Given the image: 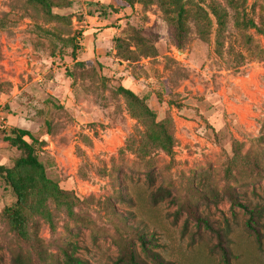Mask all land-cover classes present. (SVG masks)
<instances>
[{
	"label": "rangeland",
	"instance_id": "1",
	"mask_svg": "<svg viewBox=\"0 0 264 264\" xmlns=\"http://www.w3.org/2000/svg\"><path fill=\"white\" fill-rule=\"evenodd\" d=\"M50 1L48 14L0 0V166L21 156L5 134L27 130L62 192L25 211L26 242L0 175V264H64L71 246L90 264L128 249L155 264L141 234L173 264H224L196 214L232 264H264V0H180L182 26L173 0ZM121 87L169 123L171 153L150 146ZM235 200L257 211L261 244Z\"/></svg>",
	"mask_w": 264,
	"mask_h": 264
},
{
	"label": "trees",
	"instance_id": "2",
	"mask_svg": "<svg viewBox=\"0 0 264 264\" xmlns=\"http://www.w3.org/2000/svg\"><path fill=\"white\" fill-rule=\"evenodd\" d=\"M33 4L41 7L48 14L52 11V2L50 0H30ZM154 0H125L127 6L134 3H150ZM180 0H173L178 7V25L182 26L185 14L184 7H179ZM214 15L217 18L219 26L225 25V14L218 9H214ZM253 26L255 24L253 23ZM119 92L126 98L131 113L141 119L145 127L150 131V146L159 148L166 153H171L174 148L175 138L171 132L170 125L167 121L157 122L155 112L137 96L132 90L121 87ZM29 139V140H28ZM4 141L11 146L16 147L21 156L15 160L13 168L0 166V175L4 176L10 183L13 192L17 198L16 205L5 210V216L10 224L14 234L21 240L30 241V232L28 220L25 211L38 208L48 200H58L61 197V190L58 185L51 182L45 171V166L37 155V140L31 132L24 129H14L10 133L5 134ZM34 200L36 203H34ZM238 206L245 208L250 214L248 228L255 234L257 242L262 243V233L257 228L258 213L256 210L250 209L248 206L234 201ZM198 224L204 225L217 237L216 248L220 251L224 264H232V252L227 245L226 239L222 231L216 228L206 218L195 215ZM141 247L145 255L155 264H173L166 261L157 252L153 251L149 246V239L145 234L138 236ZM72 251H64V264H90L87 260L78 256L73 250L76 248L71 246ZM114 264H148L140 254L135 250L128 249L120 256Z\"/></svg>",
	"mask_w": 264,
	"mask_h": 264
}]
</instances>
